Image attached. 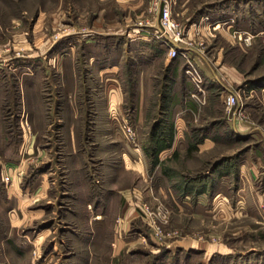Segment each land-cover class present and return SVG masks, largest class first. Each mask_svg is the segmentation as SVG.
Returning <instances> with one entry per match:
<instances>
[{
    "label": "rangeland",
    "instance_id": "374dc122",
    "mask_svg": "<svg viewBox=\"0 0 264 264\" xmlns=\"http://www.w3.org/2000/svg\"><path fill=\"white\" fill-rule=\"evenodd\" d=\"M164 4L176 57L155 33ZM161 47L197 106L191 155L155 172ZM197 55L238 105L207 92ZM263 140L264 0H0V264H264Z\"/></svg>",
    "mask_w": 264,
    "mask_h": 264
},
{
    "label": "crops",
    "instance_id": "0c3cea01",
    "mask_svg": "<svg viewBox=\"0 0 264 264\" xmlns=\"http://www.w3.org/2000/svg\"><path fill=\"white\" fill-rule=\"evenodd\" d=\"M155 33H157V30L155 31ZM154 55L152 59H154V61H158V66H161V71L165 72L162 86L164 88V104L162 107V113L160 114L159 118L156 117L153 119V124L151 125V135H153V137L149 138L151 142L150 156L152 159V163L150 164V166L154 167V170L156 172L161 168L160 163L163 161L164 156H168V158H172L173 156L174 158L177 153H182L179 150H183L184 156L189 157L188 154L191 155L190 152L192 151V148L187 146L189 140L186 133L188 128L194 125H189L184 116H186V113L188 112L193 113L196 109L197 104H195V102H192L191 100H188L186 94L185 96H183L186 90V77L184 71L182 70V67L176 65L177 62L173 60L171 61L162 47L159 51L157 50ZM198 57L201 58V61L208 66L209 72H204V79H206L207 84L209 83L208 86H210L207 90L208 93L210 90H215L216 92L217 89L222 90V92L224 91L223 93H226L227 96V94L234 92L229 90L226 86L224 87L225 90L221 89L224 85H222V83L220 82L218 73L212 69V67L206 61V59H204V57L200 55ZM136 88L137 98L143 99L145 96L146 88L144 87V78L138 76L136 80ZM160 118L165 119L166 122L168 121V127H164L166 123H164ZM220 122H224L221 117H213L208 126L218 124ZM139 125H141L140 120ZM227 126L228 131L231 134L230 136L236 137V139L238 136H240L241 138H246L250 136L253 137L257 134V130L253 128L247 132L241 130L242 125H239L234 120L230 122L228 121ZM206 129L208 131L206 133L207 135H205L203 139L202 145L204 147L206 145L205 149L208 150V148H210L212 145V139L217 138V140H219V138L216 137L215 133L213 134V129L211 130V128L208 129L205 127V130ZM162 131L165 135H168L167 138H164L163 136L160 137L159 134ZM129 160L131 159L129 158ZM140 162H142L143 164L145 163L144 155L141 157ZM218 165L219 163L217 162L215 166L218 167ZM211 172H217L216 174H219L223 171H221V169L216 170V168L214 167ZM189 191H192V188ZM204 192L205 191L203 190L201 191L202 195H204Z\"/></svg>",
    "mask_w": 264,
    "mask_h": 264
},
{
    "label": "built area",
    "instance_id": "2783aa9c",
    "mask_svg": "<svg viewBox=\"0 0 264 264\" xmlns=\"http://www.w3.org/2000/svg\"><path fill=\"white\" fill-rule=\"evenodd\" d=\"M158 29H157V39L161 40L163 44H165L169 51L168 54L171 57H176L178 55L177 53H180L178 51L180 47V43L182 42V39L180 38V26L178 22H175L172 19L171 16V9L167 4H164L162 8H160L159 16H158ZM246 41L250 40L249 37H246ZM181 53H183L181 51ZM194 70V69H193ZM186 74L189 76H192L191 81H196L197 83H200L199 80H197V77L194 75V73H191V70L186 71ZM240 94L236 92H232L227 94L225 101L229 106L238 105L240 103Z\"/></svg>",
    "mask_w": 264,
    "mask_h": 264
}]
</instances>
